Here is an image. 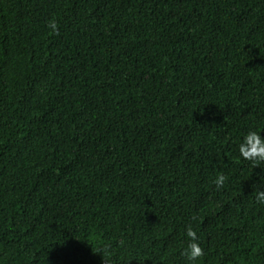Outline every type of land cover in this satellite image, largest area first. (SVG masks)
I'll return each instance as SVG.
<instances>
[{"label":"trees","instance_id":"16d2710c","mask_svg":"<svg viewBox=\"0 0 264 264\" xmlns=\"http://www.w3.org/2000/svg\"><path fill=\"white\" fill-rule=\"evenodd\" d=\"M249 132L264 0H0V264H264Z\"/></svg>","mask_w":264,"mask_h":264},{"label":"clouds","instance_id":"9594fccd","mask_svg":"<svg viewBox=\"0 0 264 264\" xmlns=\"http://www.w3.org/2000/svg\"><path fill=\"white\" fill-rule=\"evenodd\" d=\"M49 27L55 31L56 30V22L50 21ZM240 154L243 158L259 161L264 160V138L261 137L257 132H249L245 137L243 142L239 146ZM226 177L222 174L217 175L214 183L217 188H220L224 185ZM257 199L261 202H264V192L257 193ZM188 237L191 238L192 242L189 244L188 249L185 254L187 258L191 260H195L198 256L202 254V250L199 245L195 242L196 233L189 229L187 232Z\"/></svg>","mask_w":264,"mask_h":264}]
</instances>
